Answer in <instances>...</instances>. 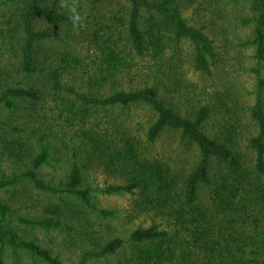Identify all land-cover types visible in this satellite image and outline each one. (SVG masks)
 I'll return each instance as SVG.
<instances>
[{"label":"rangeland","instance_id":"374dc122","mask_svg":"<svg viewBox=\"0 0 264 264\" xmlns=\"http://www.w3.org/2000/svg\"><path fill=\"white\" fill-rule=\"evenodd\" d=\"M117 1L105 0L97 11L91 9L80 13V26L72 25V28L64 24L53 26L38 19L34 23L35 29H49L52 38L59 36L57 41L42 43L41 48L48 49L59 59V67L65 60L72 61L73 56L77 59L91 56L94 51L81 46L80 27L86 26L85 19L89 23L87 31L106 23L103 8H112L119 14L124 12L125 4ZM171 2L182 18L210 41L208 72L194 68L193 45L183 39L175 48L164 46L159 53L145 57L143 61L136 59L129 70L119 74L116 88L128 91L156 83L163 100L182 116L192 117L199 107H209V118L202 130L210 137L223 138L227 126L233 125L239 149L250 161L253 154L244 144L247 137L255 133L249 109L255 102L259 79L263 80L264 101V60L256 59L255 45L249 43L253 39L254 14L250 1ZM86 4L91 6L90 0ZM23 7V0H0V96L13 86L39 88L40 98L8 97L14 107L6 106L0 100V181L18 177L13 184L0 186V202L7 207L3 225L15 232L18 240L34 242L63 264H131L129 244L101 256L89 255L83 259V255L99 252L114 238L126 240L136 228L154 225L164 229L169 227L168 222L155 213L140 211L135 206L139 196L137 191L132 194L103 191L107 185L123 184V176L110 166L107 158H96L85 151L80 143V129L101 134L103 142L112 147L110 150L120 148L126 135H130L151 158L181 180L196 166L198 148L183 138L179 130L168 127L148 142L147 130L156 115L144 104L90 107L85 111L74 96L53 93L42 77H26L20 69ZM115 24L119 29V23ZM73 35L76 40L72 39ZM67 43L71 47L66 54ZM87 63L88 60L83 59L80 64L75 63L73 69L68 68L63 81L85 89L81 88L84 82L80 81L86 74L82 71L89 67L84 70L80 67ZM147 65L153 67L151 74H148ZM73 162L80 167V187L91 189L90 206L73 194L38 188L31 179L23 176V173L33 171L45 184L62 189ZM200 191V195L205 196L206 190L201 188ZM40 221L50 224H39ZM1 258L3 264H47L29 250L7 242Z\"/></svg>","mask_w":264,"mask_h":264},{"label":"trees","instance_id":"16d2710c","mask_svg":"<svg viewBox=\"0 0 264 264\" xmlns=\"http://www.w3.org/2000/svg\"><path fill=\"white\" fill-rule=\"evenodd\" d=\"M86 1L23 0L20 19L22 73L26 77H42L53 93L74 96L85 111L90 107L144 104L156 115L147 130V141L152 142L164 128L179 130L183 138L196 144L199 159L194 169L181 180L151 158L130 135H126L120 148L110 150L112 147L103 142L101 134L80 129V143L85 151L96 158H107L110 166L123 176V184L107 185L103 191L130 194L137 191L139 196L135 199V206L142 212L163 217L169 226L164 229L154 225L136 228L126 240L114 238L99 252H86L83 259L89 255L112 253L129 244L131 264H264L263 80H258L255 102L249 109L255 133L248 136L244 144L253 154L248 161L233 135V125L227 126L223 138L210 137L202 130L209 118V107H199L192 117L182 116L163 100L156 83L128 91L116 88L119 74L129 70L136 59L143 61L145 57L159 53L164 46L175 48L183 39L193 45L194 68L208 72L210 41L182 18L171 0H118L125 4L121 14L112 8H103L106 23L87 31L89 23L85 19L86 26L80 27L81 46L94 53L81 59L73 56L72 61L65 60L59 67V59L40 46L46 41L59 40V36L52 38L51 30L35 29L34 23L44 19L53 26L64 24L72 28L69 9L82 15L87 10L97 11L105 0H90L91 6ZM249 1L254 14L253 39L248 42L255 45V57L260 61L264 60V0ZM115 23H119V29ZM73 38L76 40L77 37L73 35ZM70 47L67 43L66 54ZM83 59L88 63L81 65L80 69H89L82 71L86 73L80 81L84 82L81 88L85 89L82 90L63 81L62 77L68 68L73 69L75 63L80 64ZM146 67L151 74L153 67ZM256 71L259 77V70ZM39 94V88L9 86L2 92L0 100L6 106L14 107L8 97L35 100L40 98ZM23 176L31 179L38 188L73 194L90 206L91 189L80 187L82 175L76 162H73L62 189L45 184L33 171H27ZM17 178L0 181V186L11 185ZM201 188L206 190L205 196L200 195ZM6 212V205L0 202V264H3L1 253L6 242L29 250L47 264H63L34 242L18 240L16 233L3 225ZM38 223L50 224L48 221Z\"/></svg>","mask_w":264,"mask_h":264},{"label":"clouds","instance_id":"9594fccd","mask_svg":"<svg viewBox=\"0 0 264 264\" xmlns=\"http://www.w3.org/2000/svg\"><path fill=\"white\" fill-rule=\"evenodd\" d=\"M69 12H70V22L72 23V25L75 27V26H78L80 21H81V16L79 13H77L75 10L73 9H69Z\"/></svg>","mask_w":264,"mask_h":264}]
</instances>
